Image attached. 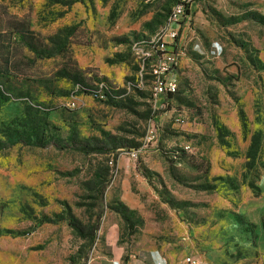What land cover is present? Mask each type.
I'll use <instances>...</instances> for the list:
<instances>
[{
  "label": "rangeland",
  "instance_id": "obj_1",
  "mask_svg": "<svg viewBox=\"0 0 264 264\" xmlns=\"http://www.w3.org/2000/svg\"><path fill=\"white\" fill-rule=\"evenodd\" d=\"M179 1L0 0V138L28 108L53 127L45 148L0 152V264H101L109 229L137 258L152 245L168 264H264L263 4L194 2L201 21L190 25H207L216 58L208 46L182 57L145 147L152 77L141 79L131 47ZM101 81L106 100L94 94ZM133 149L136 162L124 156ZM127 188L147 211L133 230L115 211Z\"/></svg>",
  "mask_w": 264,
  "mask_h": 264
},
{
  "label": "built area",
  "instance_id": "obj_2",
  "mask_svg": "<svg viewBox=\"0 0 264 264\" xmlns=\"http://www.w3.org/2000/svg\"><path fill=\"white\" fill-rule=\"evenodd\" d=\"M196 0H180L176 3L167 16L165 25L154 36L146 39L136 40L132 49L134 55L141 65V79L143 72L152 77V100L155 116L151 119L148 131L144 137V146L154 144L159 133V114L166 111L170 106L172 97L179 90L178 72L179 67V46L178 38L181 24L184 19L189 18L191 6ZM112 86L106 81L98 83L94 94L100 100H106L111 94ZM183 115H176L175 122L183 123ZM186 151L191 147L186 146ZM141 149L129 150L124 154L130 161L136 162ZM190 264H206L197 256L189 259Z\"/></svg>",
  "mask_w": 264,
  "mask_h": 264
},
{
  "label": "crops",
  "instance_id": "obj_3",
  "mask_svg": "<svg viewBox=\"0 0 264 264\" xmlns=\"http://www.w3.org/2000/svg\"><path fill=\"white\" fill-rule=\"evenodd\" d=\"M258 2L263 4V16H264V0H258ZM197 10L198 7L195 6V3L192 4L189 19L187 18L188 20L185 23L187 27L183 28V30L179 34L178 46H179L180 56H179L178 68H180V60L182 59V57L186 55V53L190 51V48L192 51L194 48L195 51L193 52H196L198 55L205 56L207 54L206 46H208L210 48V54L214 57L216 56L215 52L210 47L211 41L207 39V37L204 35V30L207 28V25L203 22V20H202V24L197 23L192 27L190 25V23L193 21V18L195 19V17L197 18L196 19L197 21H201V17H199L200 14L197 12ZM159 31L160 30H158L154 35H156ZM186 31L188 32V35L186 33V37H185ZM191 34H195V35H193L192 39H188V37L191 36ZM131 50H132V54L134 55L132 47ZM136 60L139 62L137 58ZM174 97H172V99ZM120 168L121 167L118 166V164H116V168H115L116 172L117 171L119 172ZM124 174L130 175L132 174V172L129 171L128 168H125ZM219 178H221V176H219ZM121 202L131 211L134 212L139 211V212H143L144 214L145 212H147L145 211L146 209L145 203L141 201L138 195L133 193L131 188L129 189L127 188V190L123 191L121 196ZM108 232L109 234H111V236L107 237V245L111 248V251L107 254H102L103 256L101 257L100 260L103 261H101V264H168L167 254L165 253L164 249L162 250L158 246L148 245L145 247L148 253L147 256L144 258H137L134 255H129L127 249L128 247H126L125 244L118 243V229L116 230L109 229L107 233Z\"/></svg>",
  "mask_w": 264,
  "mask_h": 264
},
{
  "label": "trees",
  "instance_id": "obj_4",
  "mask_svg": "<svg viewBox=\"0 0 264 264\" xmlns=\"http://www.w3.org/2000/svg\"><path fill=\"white\" fill-rule=\"evenodd\" d=\"M38 112L31 108L26 109L25 121L19 125L20 128H8L3 132L4 139L0 138V152L17 145L45 148L50 144L53 139V127L47 117ZM115 211L124 221L125 226L133 230L134 224L131 221V216L135 212L129 210L123 204H119V207Z\"/></svg>",
  "mask_w": 264,
  "mask_h": 264
}]
</instances>
